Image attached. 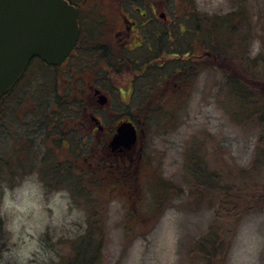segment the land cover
Returning a JSON list of instances; mask_svg holds the SVG:
<instances>
[{
  "label": "rangeland",
  "instance_id": "1",
  "mask_svg": "<svg viewBox=\"0 0 264 264\" xmlns=\"http://www.w3.org/2000/svg\"><path fill=\"white\" fill-rule=\"evenodd\" d=\"M147 1H153L159 13L176 12L177 33L185 29L183 41L189 38L196 50L216 40L208 32L211 21L231 18L222 25L237 27L239 55L264 56V0ZM104 14L111 19L109 8ZM188 26L193 32L186 31ZM215 60L196 75L191 91L183 95L173 91L154 104L170 113L162 110L154 117L143 136V162L136 166L134 153L133 166L122 173L109 168L103 149L96 155V149H87L78 155L82 158L77 166L60 164L74 150L56 145L49 149L51 176L49 169L44 177L14 174V161L25 149L0 144V264H58L71 252L70 241L84 238L90 225L93 230L103 229V233L99 230L103 264H202L193 245L215 232L212 225L222 232L228 218L220 211V199L211 203L210 195L196 201L191 191L194 167L221 173L224 182L236 186L231 187L235 195L241 193L242 182H248L246 200L253 203L249 212L230 218L235 227L224 238L228 247L219 245L220 257L206 264H264V202L255 195L256 184L264 187V163H254L262 127L242 115L244 109L230 91L227 72H220ZM45 72L36 74L39 93L47 92H43L45 86L48 89L47 75H54ZM114 77L117 86L129 80ZM119 95L114 97L117 106L131 98ZM167 96L171 98L166 100ZM4 131L0 136L15 139ZM60 134L58 129L51 131L53 137ZM43 154V147L34 149L38 159ZM233 169L239 174L228 175ZM242 191L247 193L246 186ZM92 235L99 238L94 231Z\"/></svg>",
  "mask_w": 264,
  "mask_h": 264
},
{
  "label": "flooded vegetation",
  "instance_id": "2",
  "mask_svg": "<svg viewBox=\"0 0 264 264\" xmlns=\"http://www.w3.org/2000/svg\"><path fill=\"white\" fill-rule=\"evenodd\" d=\"M144 1L145 5H136L135 0H69L79 13L81 30L76 46L59 65L31 58L13 88L0 97V132L6 129L15 137L2 135L0 144L25 149L14 161V174L42 173L44 177L50 167L49 149L56 145L74 150L69 160L60 164L77 166L82 158L78 155L87 149H96L93 155L103 149L102 157L116 172L132 167L136 157V166L141 165L143 136L149 126L146 118L162 110L170 113L154 104L173 91L178 95L191 91L196 75L216 59L209 45L196 50L189 38L183 41L185 29L179 24L177 33L174 27L176 12L159 13L153 1ZM108 8L110 20L104 14ZM94 22L98 23L93 29ZM186 31L193 32L192 28ZM41 71L54 74L51 78L47 75L46 93L35 90L40 85L36 74ZM115 75L129 80L117 86ZM118 93L121 98L129 94V102L121 100L117 106L114 97ZM126 121L137 128L138 142L132 149L115 142ZM54 129L61 134L51 136ZM39 147L44 154L38 159L34 149Z\"/></svg>",
  "mask_w": 264,
  "mask_h": 264
},
{
  "label": "trees",
  "instance_id": "3",
  "mask_svg": "<svg viewBox=\"0 0 264 264\" xmlns=\"http://www.w3.org/2000/svg\"><path fill=\"white\" fill-rule=\"evenodd\" d=\"M147 1V0H146ZM136 5H145L144 0H135ZM235 13H232L233 16ZM245 15V14H244ZM230 18V17H227ZM246 19V15L243 16V20ZM230 19H224L223 24L226 22L230 23ZM98 22L92 24V28H95V25ZM219 19H214L210 23L208 32L211 33L212 46H209L211 52L215 54L220 72L225 74L227 72V82L233 96L239 97L241 106L244 109L242 115L246 117L247 120H256L259 125H261V141L259 148L256 151L254 157V163L260 164L264 163V56L254 57L253 59H245L239 55L238 43L236 36L239 35L237 27L231 26L229 28L224 27ZM188 28H192L188 26ZM221 35V37H220ZM221 44H224L222 48ZM239 58V59H238ZM39 60H41L39 58ZM43 61V60H41ZM242 64L243 69H241ZM36 92L39 90L38 86L35 87ZM256 90V92H254ZM240 95V96H239ZM53 107V106H52ZM160 115V114H159ZM167 115V114H166ZM158 115L148 116V127H150L154 117ZM11 160H9L10 164ZM202 164H205L202 161ZM200 164V166L202 165ZM206 171H205V170ZM204 169H196L195 167L192 170L194 175L195 183L193 184L191 191L196 198V201L199 199L207 200L209 197V202L213 203L214 200L218 201L220 199V211L224 213V217L228 218V223L224 224L220 230L222 232H217V229L210 227L214 233L204 237L200 241L198 240L195 245H193V252L202 257V264L210 263L215 260L216 255L220 254L217 252V247L220 245L223 247H228V242L224 238L229 237L232 234L234 229V222L230 218H235L241 213H246L251 210L253 203L246 200L248 194V182L243 181L239 186L241 193L235 195L233 190L236 186L229 185V182H224L221 178V173L211 174ZM52 171V172H50ZM241 173V171H239ZM48 174L51 176L53 174L52 167L50 166ZM54 174H58L57 171H54ZM230 174H239L236 172V169L230 170ZM43 181L46 178L42 179ZM45 184V182H44ZM246 186L247 193L243 192V188ZM231 187H234L232 189ZM168 189V187H166ZM170 189V188H169ZM215 190H218L219 193H216ZM239 190V191H240ZM167 194V193H165ZM245 194V195H244ZM164 195V194H163ZM213 195V197H212ZM255 195L257 200L264 202V187L256 184ZM203 197V198H202ZM201 202V201H200ZM208 203V202H207ZM88 233L84 238L80 240L72 239L71 242V252L67 257L61 259L58 264H103V237L100 233L103 229H92L91 225L87 229ZM100 230V231H99ZM92 231L97 233L98 239H95V235H92ZM212 260V261H210ZM224 263V261H222Z\"/></svg>",
  "mask_w": 264,
  "mask_h": 264
},
{
  "label": "water",
  "instance_id": "4",
  "mask_svg": "<svg viewBox=\"0 0 264 264\" xmlns=\"http://www.w3.org/2000/svg\"><path fill=\"white\" fill-rule=\"evenodd\" d=\"M78 9L68 0H0V97L12 88L36 55L60 64L80 35ZM116 143L132 148L137 131L123 122Z\"/></svg>",
  "mask_w": 264,
  "mask_h": 264
}]
</instances>
